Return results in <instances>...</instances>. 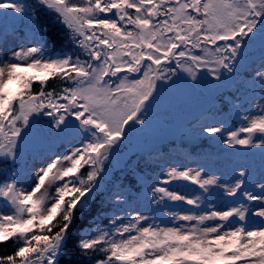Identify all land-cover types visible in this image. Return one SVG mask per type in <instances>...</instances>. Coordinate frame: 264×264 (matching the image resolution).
Masks as SVG:
<instances>
[{"label":"snow or ice","instance_id":"6c2138e0","mask_svg":"<svg viewBox=\"0 0 264 264\" xmlns=\"http://www.w3.org/2000/svg\"><path fill=\"white\" fill-rule=\"evenodd\" d=\"M49 17L59 52L48 49ZM257 45L259 67L242 82ZM0 49V244L16 248L0 264H264V166L257 175L237 163L227 179L205 164L171 167L144 192L164 226L129 211L123 186L107 180L117 151L151 127L162 91L204 82L258 91L239 129L209 115L196 135L264 164V0H0ZM240 99L229 101L237 115ZM57 141L69 146L53 151ZM181 181L196 192L168 186Z\"/></svg>","mask_w":264,"mask_h":264},{"label":"trees","instance_id":"16d2710c","mask_svg":"<svg viewBox=\"0 0 264 264\" xmlns=\"http://www.w3.org/2000/svg\"><path fill=\"white\" fill-rule=\"evenodd\" d=\"M33 2L34 0H29ZM50 21V19H49ZM50 26V22H49ZM57 32L61 31V27H56ZM47 44L51 46L54 40H59V37H48L47 36ZM51 42V43H50ZM245 66H249L248 70L240 73V80L242 82H249L252 80V77L255 75V70L259 67V54L253 58V60H249ZM238 85H233L232 87H225L221 92L217 93L212 100L210 101L212 106L209 105V101H205L203 99V104L200 108H204L206 116L210 113L219 117L225 112H232L231 103L229 102L236 96L246 98L251 89H246L241 87L240 91H237ZM198 115V107H192V105H187L184 109L183 116V132L181 135L186 136V139L183 140L181 135L177 138L171 139L172 143H157L154 146H144L140 148L137 152L136 158H132L131 160H125L120 162L115 166V169H111V172L107 178L109 182V187L115 185L116 187L123 186L125 190H135L136 193H142L149 181L158 180V176L162 172L161 163L155 160V155L161 152H169L171 151L172 144L181 145L182 148H193L194 150L201 151L204 148H207L209 145L205 142V139H209L207 135L200 136L198 135V139L195 141L191 140V136L194 135L192 132L193 126L196 122V118ZM166 130L171 132V125H166ZM149 138H154L152 135H148ZM190 137V138H188ZM104 215H110V213H104ZM88 214H85V219L81 220L80 224L84 225V229H87L88 224L93 223L92 220L87 218ZM80 225H77V229L72 230V239L69 241L70 251L74 252V248L72 247L77 238V230ZM82 234V233H81ZM16 250L15 246H13L12 241L10 240L7 244H0V255H9L13 254ZM62 264H67V259L62 261Z\"/></svg>","mask_w":264,"mask_h":264},{"label":"rangeland","instance_id":"374dc122","mask_svg":"<svg viewBox=\"0 0 264 264\" xmlns=\"http://www.w3.org/2000/svg\"><path fill=\"white\" fill-rule=\"evenodd\" d=\"M258 46V45H257ZM256 46V47H257ZM254 49V48H253ZM252 50V49H251ZM2 49H0V55H2ZM60 50H58L59 52ZM56 52V51H55ZM186 75V74H184ZM206 84V82H205ZM175 89H180V92H185L187 90V94H191V95H194L196 96L197 95V91L198 89H191V88H182L181 85H177L175 88L173 89H167V90H163L164 94H163V99H166V102L162 103L160 105V108L162 110H157L155 107H153L152 109V112H151V115H152V119L154 121V117L157 116H161L162 114L165 115H171L172 119L175 120L176 119V116L174 115V113H170L169 109L172 110L174 109V105H175V101L177 100L176 99V93H175ZM194 90V92H193ZM255 95H258V91H256V94ZM180 101V99H179ZM165 105H168V106H165ZM257 112V108H256V105H255V102L252 103L251 107L246 110L245 114H256ZM206 119L205 120H202V123H206ZM244 123L243 119L238 123V126L239 128L242 126V124ZM153 125V124H152ZM226 127L229 129V130H236L234 129V127L231 125V124H226ZM152 129L149 130V132H151ZM146 136L145 134L142 132H137V136L135 138H133V145H132V148H130L129 150L127 151H121V150H118L116 155L112 158L114 159V161L117 159H120L122 157H125L127 156L129 153H131L132 151H135V148L137 147H140V145H142L145 141H146ZM220 145V144H219ZM69 145L66 143V142H63L61 144V148L58 146V147H55L53 148L54 151H58L59 148H60V151H63L65 150V148H67ZM221 146V145H220ZM226 147V146H224ZM247 148L248 147H245V146H239L238 147V153H246L247 152ZM233 150L232 149H228V152H225L222 150V148H217V149H213L212 152L209 154V157L214 160V159H217L218 156H222L223 155V160H226V157L227 158H232L233 155H227V153H230L232 152ZM241 153V154H242ZM171 155H175L177 157H179V159H183L179 162H175V161H172L170 159H167L165 158L164 156H158V160L161 161V162H166L165 164V172L166 173L171 167H177V168H193L195 169L198 165H200V163H202L203 161H207V156H204V154H201L200 156L196 157V160L192 161L190 160V158H187V157H183V153L179 150V151H175L173 154ZM240 162H243L240 159L236 160L235 163H240ZM235 165H231V167H234ZM252 166H254L255 168L259 169L261 171L262 169V166H264V164H262V158H260L259 160H256V162L252 163ZM214 171V170H213ZM215 172V171H214ZM163 173V174H164ZM218 173V172H217ZM163 174L161 176V179H163ZM226 178V177H225ZM227 179V178H226ZM163 185V184H161ZM165 186V185H163ZM171 189L179 192V193H184V194H187L189 196H191L194 192H196V189H197V186L196 185H192L188 182H184V181H181V182H178V183H173L171 185H168ZM214 200L215 202L217 203L218 206H225L226 204H229V202L227 201V198H224L222 196H218V197H214ZM149 207L150 206H146L145 204H137L135 205V209L134 210H139V211H142L144 212L146 215H152V216H155L157 219H156V223L157 224H160L161 226H164V225H168L169 224V217L165 214V212H161V213H153L152 211L149 212ZM188 207H192V206H189V205H186V204H183L181 205L180 207H178L177 209H175L174 211H178V212H181V214H183V210L187 209ZM0 212H4V213H7L8 212V209L7 208H4V207H0ZM250 225L255 227L256 225H258V222L255 223V224H252L251 221H250ZM242 264V262H241Z\"/></svg>","mask_w":264,"mask_h":264}]
</instances>
